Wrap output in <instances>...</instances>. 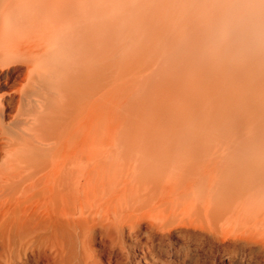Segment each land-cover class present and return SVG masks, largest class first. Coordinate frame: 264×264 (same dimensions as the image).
Returning a JSON list of instances; mask_svg holds the SVG:
<instances>
[{
	"label": "bare ground",
	"instance_id": "1",
	"mask_svg": "<svg viewBox=\"0 0 264 264\" xmlns=\"http://www.w3.org/2000/svg\"><path fill=\"white\" fill-rule=\"evenodd\" d=\"M97 8L95 18L94 0H0V63L24 68L27 86L12 129L0 101V264H104L106 248L162 264L154 237L181 225L182 237L264 258V0ZM151 52L157 63L143 64ZM123 71L180 92L196 120L248 129L235 151L245 160L222 176L216 157L194 166L168 148L108 146L111 78ZM161 96L149 110L162 115Z\"/></svg>",
	"mask_w": 264,
	"mask_h": 264
},
{
	"label": "rangeland",
	"instance_id": "2",
	"mask_svg": "<svg viewBox=\"0 0 264 264\" xmlns=\"http://www.w3.org/2000/svg\"><path fill=\"white\" fill-rule=\"evenodd\" d=\"M94 3V16L96 18V12L99 11L97 6L99 5L100 0H94ZM151 53H149V58L144 61L146 63L143 64H148L150 62L157 63V61L152 60H156L159 53ZM148 60L151 61L149 62ZM151 68L156 67L151 66ZM13 69L11 71V66L9 68L3 67V65L0 63V101L4 108L3 116L1 118L3 123L9 128L11 127V129L13 128L12 120L16 118L20 102L23 98V92L27 89V86H25V69L21 67L18 69L16 68V71L15 68ZM130 73L132 72H117L113 75V78H111L113 82L111 81L110 84L107 111L108 146L116 147V145H127L137 147L155 146L168 148L175 150L179 155H181L182 161L186 160L188 163H191L194 166H206L207 161L216 157L217 160H219L218 163L222 165L223 171H220L222 176L226 175L223 169L226 167V165L230 164L231 162L239 163L242 156L240 155V158L235 154V151L239 145H244L243 139L250 135L248 129L246 130V135V132H243L245 131V128H240L241 132H238L240 129L236 130L233 129V127L227 130L223 129L220 123L217 121L213 122L211 120L210 122L209 119L203 118L206 121L205 122L203 119L199 118V120H197L199 123H201L200 126H202L204 123L210 125L208 126L209 130L201 129L198 127L199 123L194 117L196 115L193 116L191 111L190 113L184 112V110L186 111V109L192 106V104H190V106L189 103L185 104L186 101L184 100V97H182L183 95L181 96L180 92L174 90V88L170 89L171 87L169 88L168 86L164 87L161 84L158 85V83L157 85L153 84L152 82L155 80H152L153 78L151 79V82H147V80L142 82L140 79L141 74H138L137 78L135 77L137 73ZM164 75H168L170 77L172 76V79L174 80L177 79V77L172 73L168 74V72H166ZM150 83L152 85L149 87ZM180 88L184 89V87ZM142 89L144 90L142 91ZM138 92L140 94H137ZM148 94L150 95L148 96ZM157 95H162L161 99L166 100V102L171 107H173L176 112L178 111V115L176 117L173 114L171 107H169L166 114L162 115L155 114L149 110V107L153 103L151 99H155ZM145 98L149 101V105L147 107H144L143 104V100H145ZM187 105L188 107H186ZM185 107L186 109H184ZM206 107L207 106L204 105V110ZM245 118H242L241 121L243 122H240L241 126H244L245 123H247V120L254 118V116L252 115L246 119ZM193 120H195L197 124L195 123L192 125L191 121ZM255 120L259 121L258 119ZM97 121L98 122L95 127L96 131L99 130V125H102V117L97 118ZM232 123H234V121L231 122V124ZM237 140L240 141L237 142ZM1 155L2 153L0 152V156ZM244 157L245 156L243 155L242 159H244ZM191 214L193 215L192 212ZM144 227L143 234L145 232L148 233V228ZM182 229L183 227L181 225L177 227V230H179L177 232H175L176 230H173L170 234L167 233V236H164V234L160 233L154 237L156 241L155 243L158 244H156V255H158V259L160 258L159 260H162V264H264V258H261L259 255L251 257L247 254L243 256V254L235 252L231 253L230 251L228 252L225 250L224 243L221 242L222 240L220 241L219 238H216L215 241V237L212 235H209L206 238V235H208L206 234V239L204 238L203 242L200 240V243L198 240L197 242H195V240L193 241V239L191 240L190 237L186 238L184 235L182 237V232L186 231L185 229ZM191 230L193 231V229ZM143 234L141 233L139 235L140 238L142 237L140 239L141 242L146 243V240L149 242V235L147 234V238L145 234V237H143ZM188 239L190 241H188ZM128 244H132V242L128 241ZM104 255V264H117V262L120 261V264L128 263L125 261L126 258L125 260L123 257L120 258L121 255L116 252L113 253V251L110 252V249L108 248L105 249ZM231 255L235 256L233 257ZM117 258H119L120 261H118ZM249 258L251 261H249ZM259 258H261V260Z\"/></svg>",
	"mask_w": 264,
	"mask_h": 264
}]
</instances>
